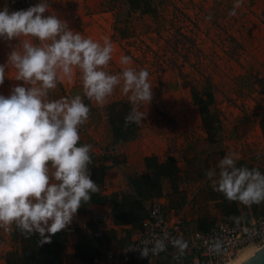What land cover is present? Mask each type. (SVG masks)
<instances>
[{
  "label": "rangeland",
  "instance_id": "374dc122",
  "mask_svg": "<svg viewBox=\"0 0 264 264\" xmlns=\"http://www.w3.org/2000/svg\"><path fill=\"white\" fill-rule=\"evenodd\" d=\"M42 2L49 5L45 16L56 15L71 30L94 41L102 43L105 37L112 41V60L103 69L109 74L122 70L119 61L125 55L132 59L128 67L149 72L153 99L140 108L146 118L137 124L134 137L118 146L119 155L115 157L119 165L105 172L101 192L123 191L115 189H122L129 176L144 174V156L164 159L170 155L181 168L178 193L189 200L188 206L197 198L203 203L201 197H210L205 220L209 225L221 220L225 216L221 201H215L222 194L213 191L206 170L214 168L226 154L234 153L237 166L258 168L264 173V131L259 124L264 117V0H241L235 16L229 12L236 0H151L152 12L148 14L133 10L125 0ZM23 39H0V65L7 64L11 51L20 50ZM14 77L15 70L9 65L0 94L9 95L16 85L32 86ZM192 90L198 92L203 105L211 94L208 115L194 105ZM78 94L87 100L77 74L71 80H58L45 99H71ZM115 101L133 107L118 87L104 105L91 102L94 111L84 124L86 132L80 134L97 157L109 153L113 145L106 106ZM176 199L178 205L183 201L181 195ZM246 214L254 219L263 217L264 203L249 206ZM76 224L72 221L67 228L74 233ZM13 233L18 240L15 226L11 232L0 229V264H16L20 258L21 252L13 250ZM65 253L69 256L67 249ZM188 253L184 249L157 257V264H190Z\"/></svg>",
  "mask_w": 264,
  "mask_h": 264
},
{
  "label": "clouds",
  "instance_id": "9594fccd",
  "mask_svg": "<svg viewBox=\"0 0 264 264\" xmlns=\"http://www.w3.org/2000/svg\"><path fill=\"white\" fill-rule=\"evenodd\" d=\"M240 7L241 0H236L229 15L235 16ZM48 11L44 2L26 10H0V39L24 38L20 50L11 51L7 64L0 65V85L9 65L16 81L32 85H16L9 95L0 94V229L11 232L15 226L26 238L38 234L39 244L50 243V237L66 229L82 204L99 192L89 167L92 146L79 144L90 107L79 94L46 100L48 90L78 74L83 97L102 106L119 87L133 105L124 117L126 127L146 118L140 108L153 99L147 69L128 67L132 59L125 55L119 61L122 70L109 74L103 69L112 60V41L85 37L56 15L45 16ZM205 176L213 191L229 201L264 203V173L237 166L234 153L226 154ZM159 250L139 249L143 258Z\"/></svg>",
  "mask_w": 264,
  "mask_h": 264
},
{
  "label": "trees",
  "instance_id": "16d2710c",
  "mask_svg": "<svg viewBox=\"0 0 264 264\" xmlns=\"http://www.w3.org/2000/svg\"><path fill=\"white\" fill-rule=\"evenodd\" d=\"M130 8L141 13H151V0H125ZM191 97L194 105L200 107L201 113L206 116L209 114L208 105L212 102V96L207 94L208 103L203 105V100L199 98L196 90H192ZM85 104L90 107V114L94 111L91 101L84 100ZM128 103L124 101H115L107 104L106 114L113 144H125L129 142L135 135L137 124L125 126L124 117L130 112ZM261 129L264 131V117L259 121ZM79 144H83L82 141ZM79 146V145H78ZM92 164L89 165L91 179L99 186V192L92 194L91 200L82 204L81 207L91 205L108 204L111 209L112 221L116 226L131 225L134 229H139L142 220L147 214V203L153 199L163 196V180H167L173 193L179 192L181 168L175 157L166 156L160 159L156 155H149L143 158V166L145 173L137 176H129L127 178L128 191H117L111 194H104L100 191L103 185L104 174L108 170L119 165L116 157L103 154L99 157L95 153H91ZM222 209L225 217L238 218V204L235 201H229L222 197ZM212 224H207L206 220H201L197 224V229L207 232L211 229ZM98 227L93 221H88L85 227H77L74 233L78 237L75 245L73 256L77 262H91L96 256H100L103 252V245L106 244L105 232H101V236H95ZM16 232L20 234L21 254L17 264H62V251L67 244V233L65 230L50 237V243L39 244L40 237L34 234L25 237L18 229ZM114 234V231H111ZM17 234L13 233L12 239Z\"/></svg>",
  "mask_w": 264,
  "mask_h": 264
},
{
  "label": "built area",
  "instance_id": "2783aa9c",
  "mask_svg": "<svg viewBox=\"0 0 264 264\" xmlns=\"http://www.w3.org/2000/svg\"><path fill=\"white\" fill-rule=\"evenodd\" d=\"M42 3V0H0V10L5 7L10 12L26 10L30 6ZM86 132L84 125L80 134ZM112 157L118 156V145L113 144L109 153ZM161 198L153 199L148 208L146 217L142 220L138 235L135 239L118 248L103 245V252L89 262L76 264H151L154 258L189 251L190 264H221L234 258L243 248L249 245L264 246V218L248 223L235 217H222L207 232L194 230L185 231L183 221L178 213L172 219L167 216L165 203ZM99 216H95L98 230L95 236L100 237L102 229L99 227ZM67 234L72 229H66ZM159 247L157 255L151 253L147 258L141 257L139 249Z\"/></svg>",
  "mask_w": 264,
  "mask_h": 264
},
{
  "label": "crops",
  "instance_id": "0c3cea01",
  "mask_svg": "<svg viewBox=\"0 0 264 264\" xmlns=\"http://www.w3.org/2000/svg\"><path fill=\"white\" fill-rule=\"evenodd\" d=\"M109 132H110V127H109ZM111 135V132H110ZM80 141H82L80 139ZM83 144H85L82 141ZM120 147V145H118ZM96 154V153H95ZM145 157V156H144ZM143 157V158H144ZM141 166L142 169L144 170V166H143V159L141 162ZM111 171V170H108ZM127 180V179H126ZM168 181L165 179L163 180V196H162V201L165 203V210L167 211V216L169 218H173L176 217L175 213L178 216H180V218H182L183 221V226L185 228V231L188 233H191L194 230H198L197 229V224L199 221L201 220H205L207 218V215L209 214L206 210V204H210V197L206 198L205 197H201L203 198V203L197 202L199 201L197 198L195 201V203H191V205L188 206V201L185 200L184 195H182L181 193H173L171 190V187L169 184H167ZM180 186V184H179ZM179 191L181 192V187H179ZM102 190V186L100 187V191ZM115 190H123V191H128L129 187H128V183L126 181L125 185L122 187V189H115ZM117 192V191H115ZM197 192L195 191L192 194H196ZM177 195H181L183 197V201H180L181 204L185 202L186 205H181L177 203V199L176 196ZM223 197V195H222ZM222 197L220 200L215 201L217 203H219L221 201V209H222ZM180 200V199H179ZM150 202L147 203V208L149 206ZM238 204V211H239V216L238 218L243 219L245 222L248 223H252L255 222L263 217H259L258 219H254V217H251L250 215L246 214L249 211V206H240L239 202H237ZM176 205V207H175ZM223 210V209H222ZM224 213V212H223ZM95 216H99L101 219L99 220V227L102 229L103 232H105L106 237H108V239L106 240V245L110 248H118L121 245L128 243L130 240H133L137 237L139 229H134L131 225H126V226H116L113 221H112V217H111V209L110 206L108 204L105 205H91V206H87V207H80V209L78 210L77 214L75 215V217L73 218V221L77 222V224L74 226V228L77 227H85L88 221H95ZM244 216H246L247 218H245ZM220 221V220H219ZM216 224V223H215ZM215 224H213L212 226H214ZM211 226V227H212ZM66 229H72V228H66ZM65 230V229H64ZM111 231H114V234H111ZM12 239V238H11ZM71 240V244H66L65 249L62 251V264H76L77 260L74 258L73 256V252H74V248L75 245L78 241V237L75 233H71V234H67V242L68 240ZM13 243H15L16 248L13 249L14 252H21V247H20V240L16 239L13 240ZM67 249V251L69 252V256H65V250ZM160 257V256H159ZM158 257V258H159ZM158 258H154L153 261L151 262V264H157ZM6 264H9V262L7 261ZM11 264V263H10ZM17 264V263H16Z\"/></svg>",
  "mask_w": 264,
  "mask_h": 264
},
{
  "label": "bare ground",
  "instance_id": "6f19581e",
  "mask_svg": "<svg viewBox=\"0 0 264 264\" xmlns=\"http://www.w3.org/2000/svg\"><path fill=\"white\" fill-rule=\"evenodd\" d=\"M260 248L259 245H249L243 248L234 258H231L229 261L224 264H241L247 258L255 254V252Z\"/></svg>",
  "mask_w": 264,
  "mask_h": 264
},
{
  "label": "water",
  "instance_id": "95a60500",
  "mask_svg": "<svg viewBox=\"0 0 264 264\" xmlns=\"http://www.w3.org/2000/svg\"><path fill=\"white\" fill-rule=\"evenodd\" d=\"M241 264H264V246L260 247L254 255L247 258Z\"/></svg>",
  "mask_w": 264,
  "mask_h": 264
}]
</instances>
